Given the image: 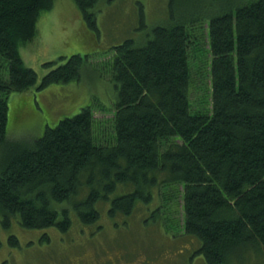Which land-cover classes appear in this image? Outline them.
I'll list each match as a JSON object with an SVG mask.
<instances>
[{"label":"trees","instance_id":"obj_1","mask_svg":"<svg viewBox=\"0 0 264 264\" xmlns=\"http://www.w3.org/2000/svg\"><path fill=\"white\" fill-rule=\"evenodd\" d=\"M55 1L0 0L4 227L15 218L26 230L68 233L72 214L95 228L106 213L132 218L137 210L147 222V212L163 213L166 227L181 197L194 256L264 264V0H168L166 25L114 47L118 100L108 140L96 135L91 106L17 140L8 131L10 95L77 80L89 56L46 62L41 80L24 63L20 48L34 42ZM102 1L112 0H75L95 30L91 9ZM10 242L19 244L14 235Z\"/></svg>","mask_w":264,"mask_h":264},{"label":"rangeland","instance_id":"obj_2","mask_svg":"<svg viewBox=\"0 0 264 264\" xmlns=\"http://www.w3.org/2000/svg\"><path fill=\"white\" fill-rule=\"evenodd\" d=\"M194 4L184 3L182 10ZM91 13L96 16L97 30L88 26L75 0H56L52 9L41 13L34 42L20 48L24 63L40 80L48 73L46 62L61 65L71 55L89 56L77 80L10 95L8 131L12 138L30 141L41 137L46 126H57L85 106H91L95 116L96 135L104 140L112 136L118 100L112 77L114 47L126 39L138 44L148 40L155 27L169 22V2L102 1ZM195 94L196 90L193 98ZM177 202L178 212L168 211L166 227L158 221L165 218L163 213L147 212L148 222H144L142 210L135 211L132 218H110L106 213L95 228L85 227L72 214L68 233L54 227L26 230L15 218L6 229L0 218V264H206L204 258L194 256L189 237L183 235L181 197ZM13 235L18 245L10 242Z\"/></svg>","mask_w":264,"mask_h":264},{"label":"bare ground","instance_id":"obj_3","mask_svg":"<svg viewBox=\"0 0 264 264\" xmlns=\"http://www.w3.org/2000/svg\"><path fill=\"white\" fill-rule=\"evenodd\" d=\"M122 194V193H121ZM120 195V194H119ZM141 201V200H140ZM152 205V204H151ZM112 208V207H111Z\"/></svg>","mask_w":264,"mask_h":264}]
</instances>
